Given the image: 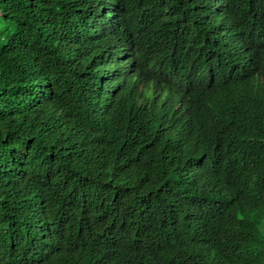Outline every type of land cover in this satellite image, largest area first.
Wrapping results in <instances>:
<instances>
[{
	"label": "trees",
	"instance_id": "1",
	"mask_svg": "<svg viewBox=\"0 0 264 264\" xmlns=\"http://www.w3.org/2000/svg\"><path fill=\"white\" fill-rule=\"evenodd\" d=\"M263 56L264 0H0V264H264Z\"/></svg>",
	"mask_w": 264,
	"mask_h": 264
},
{
	"label": "clouds",
	"instance_id": "2",
	"mask_svg": "<svg viewBox=\"0 0 264 264\" xmlns=\"http://www.w3.org/2000/svg\"><path fill=\"white\" fill-rule=\"evenodd\" d=\"M128 51V48H127ZM120 55L117 56L116 60H120V62L116 63L117 67L115 68V71H112L108 68V74L111 76H114L117 71L121 68V64L123 63V59L125 57H129L135 52L128 51L127 53H124L123 51H119ZM264 61V56L262 59V63ZM113 74V75H112ZM262 85H264V77H262ZM256 88H258L257 85H255ZM193 96H184L182 94L176 93L174 90L167 88V87H157L154 86L150 91L148 98L153 101L154 108L161 105L162 103L166 102H173L177 104V108H185L187 107L190 112L189 116V123L190 128L188 130V134L186 136V142L187 143H196L198 147L203 149L205 153H208L209 155L214 154L216 157L223 156L225 154H228V159L225 163H223L222 166H220V169H223L226 173V176L229 175L231 171L232 166V158H233V146H234V140L233 136L227 133L225 129H217L213 122L209 121L206 117H203V115L200 114V118L198 121H194L192 117V112L194 111V107L191 104V98ZM236 110L228 105H224V110L222 113L221 120L222 121H229L232 120L235 117ZM175 113L172 116V120L175 121ZM166 116V114H165ZM178 121H182L181 116L177 119ZM173 134L170 136L172 138H176V135L178 134V128H174L172 126ZM193 150V148L191 149ZM190 150V151H191ZM262 167L257 163L252 167H248L245 171L246 173H251L254 175L253 179H249L250 182L248 184L254 183L257 184V181L261 175ZM240 181H243V178H239ZM241 204H243L241 202ZM207 259H209L208 255L206 256ZM212 264L214 262L209 259Z\"/></svg>",
	"mask_w": 264,
	"mask_h": 264
},
{
	"label": "bare ground",
	"instance_id": "3",
	"mask_svg": "<svg viewBox=\"0 0 264 264\" xmlns=\"http://www.w3.org/2000/svg\"><path fill=\"white\" fill-rule=\"evenodd\" d=\"M75 17V16H74ZM74 22V21H73ZM25 209V208H24ZM18 225V224H17ZM20 228V227H19Z\"/></svg>",
	"mask_w": 264,
	"mask_h": 264
}]
</instances>
